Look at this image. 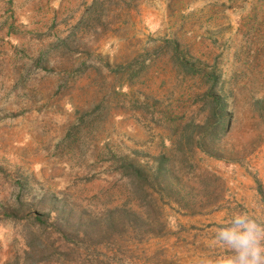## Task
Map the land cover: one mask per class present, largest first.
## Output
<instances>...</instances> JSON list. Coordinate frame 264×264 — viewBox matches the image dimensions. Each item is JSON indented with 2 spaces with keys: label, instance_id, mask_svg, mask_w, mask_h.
Masks as SVG:
<instances>
[{
  "label": "rangeland",
  "instance_id": "374dc122",
  "mask_svg": "<svg viewBox=\"0 0 264 264\" xmlns=\"http://www.w3.org/2000/svg\"><path fill=\"white\" fill-rule=\"evenodd\" d=\"M264 222V0H0V264H199Z\"/></svg>",
  "mask_w": 264,
  "mask_h": 264
},
{
  "label": "clouds",
  "instance_id": "9594fccd",
  "mask_svg": "<svg viewBox=\"0 0 264 264\" xmlns=\"http://www.w3.org/2000/svg\"><path fill=\"white\" fill-rule=\"evenodd\" d=\"M212 244L230 254L204 259L199 264H264V222L246 211L234 212L214 229Z\"/></svg>",
  "mask_w": 264,
  "mask_h": 264
}]
</instances>
